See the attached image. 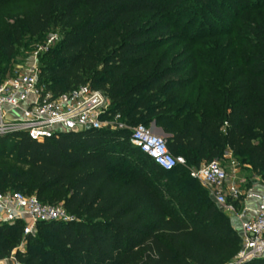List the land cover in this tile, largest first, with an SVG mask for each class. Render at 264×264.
Segmentation results:
<instances>
[{"label": "trees", "instance_id": "1", "mask_svg": "<svg viewBox=\"0 0 264 264\" xmlns=\"http://www.w3.org/2000/svg\"><path fill=\"white\" fill-rule=\"evenodd\" d=\"M13 1L28 3L14 23L0 24V72L26 35L60 27V46L40 70L47 91L58 95L89 84L105 93L113 114L129 127L155 123L170 152L187 164L198 168L220 160L228 149L246 157L264 183V0ZM189 2L208 11L206 26L219 17L239 24L233 61L221 70L226 56L219 63L209 59L211 75L228 77L223 84L200 80L198 66L206 62L192 51L193 37L187 38L193 24L178 28ZM183 43L188 49L174 52ZM130 139V129L69 132L43 142L24 133L0 135V192L36 194L44 204L62 203L74 216L40 222L34 235H24L22 222L0 223V260L23 242L26 250L16 253L22 264L232 259L240 233L192 169L164 171ZM122 150L141 158L137 172L118 167ZM247 264H264V258Z\"/></svg>", "mask_w": 264, "mask_h": 264}, {"label": "built area", "instance_id": "2", "mask_svg": "<svg viewBox=\"0 0 264 264\" xmlns=\"http://www.w3.org/2000/svg\"><path fill=\"white\" fill-rule=\"evenodd\" d=\"M40 70L33 66L20 75L0 83V135L24 133L43 142L60 134L92 130H131L130 142L162 170L186 166L184 156L173 155L166 138L154 127L138 124L129 127L121 114H113L111 100L91 85L55 95L40 84ZM193 178L210 189V197L227 214L235 215L241 236L236 258L228 264H247L264 258V192L242 189L229 178L220 160H212L191 170ZM256 202L255 209L246 203ZM71 215L62 204H44L36 194L0 192V223L24 224V235H34L40 222H68ZM23 242L21 246H25ZM14 255V254H13ZM11 256L14 258V256ZM7 260V259H6ZM1 260L0 264H4ZM14 264H22L17 259Z\"/></svg>", "mask_w": 264, "mask_h": 264}, {"label": "rangeland", "instance_id": "3", "mask_svg": "<svg viewBox=\"0 0 264 264\" xmlns=\"http://www.w3.org/2000/svg\"><path fill=\"white\" fill-rule=\"evenodd\" d=\"M28 1H5L0 4V24L5 23H14L17 16H20V13L23 11L24 7L27 5ZM185 6L187 11L182 15H178L177 20H179V30H182L185 24L191 22L193 25L190 29V33L187 38H192L195 40L196 45H193L192 51L196 54H199L203 61L206 62L205 66H198L200 70V80H211L218 81L220 83H225L228 77L220 74V78H216L211 75L212 68H209L208 65L213 61L209 59H213L216 62H220V60L226 56L228 61L224 64H221V70L228 65L231 61H233V51L234 45L232 43V37L239 30V24L233 25L226 22L225 19L219 17V19L215 22V24H210V26H206L209 24L210 20L206 17L205 12L208 11H199L193 6V3H187ZM212 11V10H211ZM209 14V13H208ZM181 20V21H180ZM228 23V24H227ZM63 32L60 27H56L55 25L51 28V30L38 37H32L30 35H26L21 44L16 46L17 54L10 59L4 58L3 61V70L0 72V83L5 79L20 75L23 72L27 71L33 66H36L39 70L45 66V63L52 62L50 60L51 54L59 48V44L62 40ZM170 45L163 47L161 51L169 48ZM183 49H188L183 43V46L175 48L174 52H181ZM215 57V58H213ZM201 61V58L199 62ZM202 73H205L206 76H202ZM224 87V85H222ZM154 127V132L163 135L160 129H157L155 123L151 124ZM126 150H122L120 153L124 156H117V162L119 164V168L125 170L127 172H137L140 167L141 158L135 157V151L127 150L128 154L125 155ZM125 152V153H123ZM222 166L227 168L229 178L240 184L242 189L248 190L250 188H254L255 183L262 182L260 177L256 176L251 168V165L248 163L246 157L244 156H236L230 150H224L223 154L220 158ZM207 163L205 161L201 162V164ZM185 167L190 169H194L193 165L187 164ZM119 170V169H118ZM113 174L115 173L112 171ZM210 195V189L206 186H203ZM62 204V203H57ZM223 211V210H222ZM223 213L228 216L235 226L238 229V220L235 215L227 214L223 211ZM26 250L25 246H19L17 249L13 251V256L4 259V264H14V260L16 259V253L18 251L24 252ZM238 253L230 260L227 261L226 264L233 261ZM1 261V260H0Z\"/></svg>", "mask_w": 264, "mask_h": 264}, {"label": "crops", "instance_id": "4", "mask_svg": "<svg viewBox=\"0 0 264 264\" xmlns=\"http://www.w3.org/2000/svg\"><path fill=\"white\" fill-rule=\"evenodd\" d=\"M254 189L258 192H264V183L260 182V183H255L254 184ZM246 206L250 209H255L256 206V202L254 200H250L246 203Z\"/></svg>", "mask_w": 264, "mask_h": 264}, {"label": "water", "instance_id": "5", "mask_svg": "<svg viewBox=\"0 0 264 264\" xmlns=\"http://www.w3.org/2000/svg\"><path fill=\"white\" fill-rule=\"evenodd\" d=\"M90 130H92V127L91 126H87L86 127V131H90Z\"/></svg>", "mask_w": 264, "mask_h": 264}]
</instances>
